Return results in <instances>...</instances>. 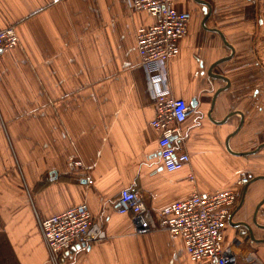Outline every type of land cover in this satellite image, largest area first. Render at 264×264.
<instances>
[{"label":"crops","instance_id":"0c3cea01","mask_svg":"<svg viewBox=\"0 0 264 264\" xmlns=\"http://www.w3.org/2000/svg\"><path fill=\"white\" fill-rule=\"evenodd\" d=\"M174 4L192 18L167 80L174 98L197 108L182 125L191 163L168 172L136 46V30L155 19L127 0H0V29L13 26L20 39L0 62V264H49L39 222L83 203L107 238L75 245L63 264H214L192 261L165 230L138 233L132 215L117 212L127 189L155 214L196 191L235 192L224 245L264 264V243L230 224L246 189L232 222L264 240L253 224L264 199V148L230 152L264 145V0ZM71 160L81 162L73 172ZM243 177L248 184H239ZM256 219L264 225V204Z\"/></svg>","mask_w":264,"mask_h":264},{"label":"built area","instance_id":"2783aa9c","mask_svg":"<svg viewBox=\"0 0 264 264\" xmlns=\"http://www.w3.org/2000/svg\"><path fill=\"white\" fill-rule=\"evenodd\" d=\"M127 1L132 11L147 12L155 19L152 26L136 30V46L156 103V113L150 126L157 133L161 163L166 171L176 172L191 163L182 125L193 108L172 96L167 69L180 52L178 43L187 36L192 17L190 13L177 11L174 0ZM19 42L15 27L0 29V62L4 53L18 46ZM68 166L73 172L81 162L71 160ZM88 183L92 184V179ZM248 183L247 177L239 182L240 185ZM236 202L237 194L233 191H196L189 199L173 203L155 214L138 193L127 189L121 193L117 212L131 214L138 233L165 230L172 238H181L194 262L262 264L257 258H244L232 247L224 245L225 228ZM39 225L48 249L49 264H63V255L75 245H87L107 238L93 221L86 203L41 220Z\"/></svg>","mask_w":264,"mask_h":264},{"label":"water","instance_id":"95a60500","mask_svg":"<svg viewBox=\"0 0 264 264\" xmlns=\"http://www.w3.org/2000/svg\"><path fill=\"white\" fill-rule=\"evenodd\" d=\"M200 3H201L202 5H204V7H205L204 10H205V12L207 13V15L209 16V14H210V10H211V7H210L209 3H207V2H203V1H201ZM204 26H205V23H204ZM205 28H206V27H205ZM219 34L221 35V33H219ZM221 36H222V35H221ZM222 39H223L225 45H227L228 47H230L231 50H232V52H234V49H233V48H232V47H231V46L225 41V39H224L223 36H222ZM230 59H231V57L226 58V59H223L222 61L216 63V65H214L213 68H215L217 65H219V64H221V63H223V62H227V61H229ZM213 68H212V69H213ZM211 77H212V78H216V79H220V80H223V81L228 82V80H227L225 77H223L222 75H215V74H213V75H211ZM222 90H223V89H221L220 91H218L217 94H216V96H217ZM213 102H214V101H213ZM191 107L193 108V110L196 109V108H197V103H193V104L191 105ZM239 128H240V127H239ZM238 131H239V129H237V131H236L234 134H236ZM234 134H233V135H234ZM230 137H231V136H230ZM230 137H229L228 141L230 140ZM228 141H227V148H228V150H230V149H229ZM262 148H264V145H261V146L258 147L255 151H252V152H250V153H234V152H232L231 150H230V152H231L232 154L236 155V156H247V155H251V154H254V153L260 151ZM258 180H264V177H260V179H258ZM245 198H246V189H245V191H244V194H243V196H242L241 202H240L238 208L236 209L234 215L242 209V207H243V205H244V202H245ZM263 204H264V199H263L262 202L258 205V207H257V209H256V211H255L254 218H253V224H254V226L257 227V228H259V229H262V230H264V225H259V224H258L257 219H256V216H257V212H258V210L261 208V206H262ZM234 215H233V216H234ZM233 216L230 218V224H231L233 227H235V228H240V227H243V228H244V230L241 231V235H245V239H246V241L250 240L251 242L256 243V244L264 243V240H259V239H256V238H255V235H254L253 229H252V227H251L249 224L244 223V222L233 223V222H232Z\"/></svg>","mask_w":264,"mask_h":264}]
</instances>
